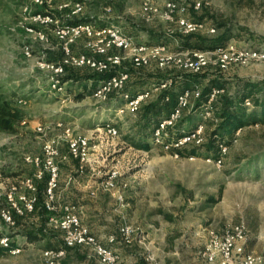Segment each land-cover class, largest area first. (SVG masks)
I'll return each mask as SVG.
<instances>
[{
	"label": "rangeland",
	"instance_id": "374dc122",
	"mask_svg": "<svg viewBox=\"0 0 264 264\" xmlns=\"http://www.w3.org/2000/svg\"><path fill=\"white\" fill-rule=\"evenodd\" d=\"M145 1L0 0V93L13 107L24 111L21 123L16 126L17 132L0 131V239L9 237L10 242L22 248V252L16 255L1 251L0 264H48L43 256L45 251L64 247V233L56 221L50 222L52 217H62V211L51 213L47 221L39 214L17 216V223L11 226L6 225L1 215V209L8 207V195L14 186L24 187L27 179L37 183L34 178L36 167L26 162V158L41 156L44 143L63 134V130L56 126L57 121H64L74 129L75 135L88 136L91 140L93 162L82 174L75 173L78 163L66 143L62 145L57 160L70 161L69 166L62 164L63 179L73 180L69 188L64 181L61 191L76 192V196L65 201L79 205L77 211L83 224L90 227L104 244L112 236L115 242L124 244L119 232L127 224L135 229L129 246L136 248L144 258L148 254L154 255L142 248L140 241L146 245L151 243L150 233L156 224L178 240L180 258L194 252V257L202 260L200 253L205 251L212 235H223L225 229L243 225L247 235L246 250L260 253L264 249V124L258 123L237 132L227 144L228 152L218 167L207 161L212 156L206 149H199L196 155L190 154L196 145L180 149L179 157L153 148L151 144L149 150L133 146L132 141H138L140 129L138 115L120 114L119 109L125 107V102L116 95L107 102L95 99L93 80L87 83L83 80L94 74L88 68L68 67L62 79L63 91L50 90L52 72L43 65L62 61L66 55L64 46L67 40L58 32L72 17L69 8H61L67 3H83L85 9L81 19L97 20V26L117 24L134 38L137 45L165 46L169 52L178 51L180 44L172 37L181 33L174 29V24L160 18L148 20L143 12ZM164 1L153 0L161 8ZM184 1L190 5L189 16L194 21L216 28L215 34L199 35H220L217 24L226 23L235 35L229 43L238 48L264 46V0H203L200 10L192 8L194 0ZM108 8L111 10L107 11ZM40 13L50 14L55 23L46 26L32 20L25 21V17L32 18ZM101 17L105 19L100 20ZM30 27L34 32L28 31ZM90 40L82 36L70 43L71 54H92L87 46ZM27 47H30V54ZM123 55V69L131 75L130 88L152 86L175 80L180 75L177 69L164 70L155 62L133 69L132 57L126 52ZM71 76L76 80L68 81ZM199 78L200 89L212 81L221 80L226 84L225 94L235 95L246 81H264V64L232 67L225 72L212 67ZM161 93L157 92L151 101ZM253 103L248 107L250 111L256 109ZM183 118L206 121L202 110L194 106L185 111ZM106 123L113 124L120 131L117 138L106 136L103 130ZM39 125L44 129L43 134L37 131ZM189 125L188 131L196 129L188 122L182 132L187 131ZM213 129L204 125V142L208 141ZM175 131L179 132L178 124ZM113 169L120 172L117 189L100 191L92 197L90 193L96 184L105 180ZM75 179L86 184V188L77 190ZM124 182L128 184L126 189L122 187ZM212 199L221 200L212 203ZM99 227H105V231H100ZM29 230L39 231L41 236L29 239L26 234ZM67 258L64 264L68 263ZM93 264H96L94 259Z\"/></svg>",
	"mask_w": 264,
	"mask_h": 264
},
{
	"label": "built area",
	"instance_id": "2783aa9c",
	"mask_svg": "<svg viewBox=\"0 0 264 264\" xmlns=\"http://www.w3.org/2000/svg\"><path fill=\"white\" fill-rule=\"evenodd\" d=\"M40 2V0H37ZM203 0H194L192 8L200 10L203 7ZM61 8H69L70 16H80L84 12L83 3H67ZM111 9L108 8L107 11ZM143 12L147 19L160 18L170 24H174L181 35H192L198 33L215 34L216 28L204 22H196L190 16V5L184 0H165L163 7L157 6L153 0H146L143 4ZM32 20L36 23L54 24L55 21L50 14H37L34 17H25V21ZM95 21H87L78 25H67L59 30V34L66 41L64 51L66 53L62 61L47 62L43 66L52 72L50 79L51 91H63L62 79L70 66L88 68L96 74L114 73L108 80L102 81L94 90L93 96L101 102H107L112 96L118 95L125 102V107L119 109V113L128 112L136 115L140 108L150 102L157 92L169 89L174 80L162 81L153 84L149 89L131 93L129 84L131 80L130 72L123 69L124 55L129 54L133 69H140L152 65L155 62L159 68L164 70L177 69L180 74L198 75L214 67L225 72L232 67H248L251 65L264 64V46L258 48L244 47L238 48L233 43H228L224 47H219L214 51H174L169 52L165 46L137 45L134 38L124 33L117 24L97 26ZM28 31L34 32V28ZM173 32V31H172ZM41 39L44 36L39 33ZM86 36L91 39L88 47L92 54L72 55L70 43L76 39ZM30 54V47L26 48ZM226 93V89L214 88L210 94L208 106L203 112L205 119L212 118L215 114L211 110V104ZM200 87L195 90H186L178 98L177 105L169 114L168 118L160 120L154 130L150 144L164 152H169L179 157V150L190 145L200 146L204 143V125H199L191 131H183L181 134L175 131V126L182 119L185 111L191 109L198 98L201 97ZM247 107L252 103L247 100ZM56 126L63 130V134L56 139L46 141L42 148L41 156H28L26 162L36 167L34 178L37 181L47 176L45 189V207L55 213L57 192L60 181V165L58 157L63 144H67L70 154L75 161L79 162V173H83L86 166L91 164V140L88 136H77L64 121H57ZM39 133H44L42 126H37ZM106 136L115 139L119 136V130L111 123H106L103 127ZM239 129L237 132H240ZM220 156L215 159L208 158V162L215 163L221 167L225 154L228 152L227 144L220 143ZM120 172L113 169L108 177L99 182L97 187L91 191V196L95 197L100 191L112 192L117 189ZM14 186L8 195V207L1 209V215L6 225H15V217L33 213L37 204V186L32 179H27L24 187ZM125 189L128 184L124 182ZM24 189V190H23ZM63 216L52 217L50 222H57L64 233V247L46 250L44 259L48 264H64L68 251L78 248H88L92 257L96 258L99 264H121L120 255L112 247L105 245L92 232L90 227L83 224L78 214L77 207L72 204L63 207ZM120 237L124 244L129 246L135 234V229L125 224L120 229ZM246 234L243 225H235L225 229L223 235H212L205 251L200 255L207 264H264V249L260 253H252L246 250ZM115 237H111V242H115ZM0 246L9 247L10 238L2 237ZM10 252L13 255L20 254L22 248L18 245ZM146 261L149 264H166L158 260L154 255L148 254Z\"/></svg>",
	"mask_w": 264,
	"mask_h": 264
},
{
	"label": "trees",
	"instance_id": "16d2710c",
	"mask_svg": "<svg viewBox=\"0 0 264 264\" xmlns=\"http://www.w3.org/2000/svg\"><path fill=\"white\" fill-rule=\"evenodd\" d=\"M92 21L90 18L81 19L80 16H72L71 20L68 21V25H78L83 22ZM217 27L221 33L215 37H205L199 34L192 35H179L172 37L174 40L179 42V51H214L219 47L226 46L234 37L233 30L226 23H218ZM65 54V51H64ZM114 73H112L113 75ZM110 74H96L94 73L91 77L84 78L89 82L92 81L94 89L105 80L112 77ZM199 75L191 74H180L175 78L173 85L162 91L159 97L151 102L144 104L138 113L139 122L138 127H140L138 132V141H132L133 146L140 148L142 150L150 149V139L157 123L160 120L169 117V114L174 110L177 105L178 98L186 90H195L200 86ZM65 77V76H64ZM76 80L73 76L68 77V81ZM80 80V79H79ZM82 80V79H81ZM97 86V87H96ZM84 88L87 85H83ZM214 88L226 89V84L221 82V80L212 81L207 87L202 90L201 97L194 102V108L202 110V114L205 111V107L208 106V101L210 94ZM129 90V88L127 89ZM130 91V90H129ZM131 92V91H130ZM132 93V92H131ZM264 81H259L257 83L244 82V86L240 87V90L235 94H225L219 97L215 102L211 104V110L214 112V116L210 119H191L183 118L179 121V133L182 132L186 124H193L196 127L198 124H202L208 127H213V131L209 133L208 141L204 142L200 146H193V150L190 154L196 155L199 149H206L207 153L213 158L217 159L220 156L219 144L225 143L229 144L235 137L239 129H244L246 127L254 126L258 123L264 124ZM118 96V95H116ZM79 98L82 95H78ZM113 97V96H112ZM111 97V98H112ZM120 97V96H118ZM121 98V97H120ZM122 99V98H121ZM110 100V99H109ZM108 100V101H109ZM249 100L251 103L256 105V109L250 111L245 105V102ZM24 111L19 108L13 107L4 94L0 93V131L15 133L17 132L16 126L21 123L24 117ZM140 115V116H139ZM190 125L187 126L186 132L190 129ZM182 153V152H181ZM184 155V153H182ZM47 185V176L42 180L37 181V204L35 211L31 214H39L44 221H47L51 216L45 207V189ZM221 199H212V203H218ZM18 217H15L17 223ZM40 231V229H39ZM37 231H26L27 237L29 239L37 238L41 236V233ZM18 245L13 241L10 242L9 247L0 246V252L10 251Z\"/></svg>",
	"mask_w": 264,
	"mask_h": 264
},
{
	"label": "crops",
	"instance_id": "0c3cea01",
	"mask_svg": "<svg viewBox=\"0 0 264 264\" xmlns=\"http://www.w3.org/2000/svg\"><path fill=\"white\" fill-rule=\"evenodd\" d=\"M105 17H101L100 20H104ZM95 24L97 25V20H94ZM102 26V25H101ZM97 87V86H96ZM151 86H145L141 88H130L129 90L133 93L136 94L138 92L145 91L149 89ZM90 89H88L89 91ZM95 90V89H94ZM151 102V101H150ZM73 159V158H72ZM77 161V160H76ZM75 161V162H76ZM59 165H60V181H59V189L57 192V201L55 203L56 208L60 211H63V207L65 205H68L70 203H67L65 200L66 198L75 197L76 192L73 194L72 192H63L61 191V186H63V182L66 181V187L69 188L70 186V181L73 180H65L64 174H63V166H69L70 161H66L65 163L62 160H59ZM93 162V160L90 161V163ZM78 165L75 169V173L79 174V162L77 161ZM64 164V165H62ZM62 165V166H61ZM68 172V169H66ZM72 172V170H71ZM69 176V175H68ZM67 176V177H68ZM70 177V176H69ZM69 179V178H67ZM69 181V182H68ZM77 180L75 179L73 182L77 183V190H84L83 187L86 188V184H81L80 182H76ZM90 186V185H89ZM97 187V184H96ZM95 187V188H96ZM94 188V189H95ZM73 206H76L73 205ZM77 207V206H76ZM79 208V205L77 209ZM80 208H83L80 206ZM153 230L150 233L151 237V243L150 244H145L142 241H140V244L142 245V248H145L146 251H152L155 257L159 258L161 262H165L166 264H207L205 263L204 260H201L200 258L194 257V252L190 253L187 257H179V242L178 240L174 239V237L170 236V232L161 229L158 227V225L154 224ZM105 227H99L98 229L100 231H105ZM172 237V238H171ZM105 245L112 247L114 250L117 251V253L121 256V264H149L146 261V257H142V254L138 253L133 246H127L124 245L120 242H111V237L106 239ZM59 248V247H58ZM69 255L68 258L66 259V263L70 264H79V263H88V264H93V259L96 261V264H99L96 258L92 257L91 252L88 248H78V249H73L69 250L68 252ZM189 254V253H188ZM67 263V264H68Z\"/></svg>",
	"mask_w": 264,
	"mask_h": 264
}]
</instances>
